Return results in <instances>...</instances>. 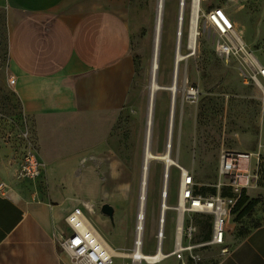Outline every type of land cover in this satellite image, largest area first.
<instances>
[{
  "label": "crops",
  "instance_id": "1",
  "mask_svg": "<svg viewBox=\"0 0 264 264\" xmlns=\"http://www.w3.org/2000/svg\"><path fill=\"white\" fill-rule=\"evenodd\" d=\"M142 11L135 0H5L9 72L16 80L11 87L25 118L34 120L33 137L45 167L36 181L18 179L23 148L0 133V183L9 189L0 188V264H72L60 241L70 232L67 218L76 210L122 255L114 264H149L131 256L139 211H130L123 223L108 217L109 225L95 212L98 202L117 201L120 206L129 200L135 180L120 154L121 132L115 123L129 114L136 82L133 42L149 29ZM67 125L81 138L65 145L55 139V131ZM261 191L248 189L247 204L258 200ZM177 208L172 210L173 247L164 249L168 211L161 249L158 221L148 231L146 221L140 252H173L183 220ZM243 208L235 211L225 237L228 251L205 259V264H264V221L235 233L247 216ZM209 234L201 240H209ZM152 238L154 247L148 241ZM156 264L180 262L171 256Z\"/></svg>",
  "mask_w": 264,
  "mask_h": 264
},
{
  "label": "rangeland",
  "instance_id": "2",
  "mask_svg": "<svg viewBox=\"0 0 264 264\" xmlns=\"http://www.w3.org/2000/svg\"><path fill=\"white\" fill-rule=\"evenodd\" d=\"M187 2L178 50L179 0H166L161 36L160 69L156 78L161 87L172 85L176 50L179 51L182 60L179 63L177 92L171 93L166 89L154 92L155 107L150 140L152 154L162 155L169 149L177 165L169 167L167 178L166 164L162 160H151L147 170L148 197L145 201L147 231L150 226L157 227V221L159 226L162 203L166 202L170 208L164 212L165 217L169 211L164 242L165 251L171 249L174 243L176 215L172 210L178 206L176 205L178 185L181 180L179 167H183L193 176L197 187L203 189L205 196H215L219 192L217 189L220 180L218 168L222 153L264 155V98L261 90L250 81L248 77L250 70L242 58H232L226 61L220 55L217 51V35L213 28L206 25L201 16L199 17L197 48L192 51L188 47L191 8L190 0ZM135 3H139L143 10L142 20L147 23L149 29L148 34L144 29L142 33L135 36L132 56L135 63L136 82L133 86L129 114L120 116L115 123V129L121 132L120 154L129 166V172L132 171L135 174V180H132L131 191H129L130 199L121 201L120 206L117 205V201H101L95 205V212L103 220L108 221V225L110 224L109 218L101 212L103 204H110L115 211L117 210L114 223L117 220L123 223L128 219L130 211L132 213L139 211V184L148 103L151 95V58L157 0H135ZM214 7L225 9L235 22L247 50L252 52L264 66V47L262 46L264 42V0L201 1L203 11ZM8 36L5 0H0V133L6 139L16 141L23 148L24 142L20 138V133L27 127L31 141L36 146L33 137L34 120L29 117L25 118L21 103L9 85L13 76L9 72ZM6 79L8 85L5 84ZM191 86L200 92L197 99L186 98L185 90ZM174 99L175 115L170 143L168 141L170 109ZM64 128L62 131L56 129L55 139L68 145L77 137V130L73 125H67ZM79 138L81 137L76 140ZM168 144L171 147L167 149ZM250 164L254 167V158L251 159ZM164 180H168L169 183V201L166 193L162 194L163 198L161 196ZM252 186L259 187L263 191L258 198V204L235 227L237 236L264 221V173L259 174L258 179L252 182ZM0 188L9 191L4 183H0ZM228 188H222L220 193L230 192ZM212 189H215V195H212ZM251 194L255 195L256 192L251 190ZM194 221L198 229L197 240L200 241L211 231V222L208 228L206 226L208 221L205 217H195ZM90 223L95 228L91 221ZM147 237H149V232H147ZM148 241L154 247L155 238ZM218 254H221L219 248L209 247L203 251L202 256L207 259Z\"/></svg>",
  "mask_w": 264,
  "mask_h": 264
},
{
  "label": "built area",
  "instance_id": "3",
  "mask_svg": "<svg viewBox=\"0 0 264 264\" xmlns=\"http://www.w3.org/2000/svg\"><path fill=\"white\" fill-rule=\"evenodd\" d=\"M188 0H179V29L181 30L184 21V9L188 6ZM202 1V0H201ZM199 9V17L203 18L206 25L214 29L217 35V51L228 61L232 58H242L250 70V81L258 87L264 98V66L258 61L252 52L247 50L246 45L238 31L235 22L222 7H214L207 11ZM195 0H190L191 14ZM201 13V15H200ZM190 14V15H191ZM180 31L178 38H180ZM264 47V42L263 45ZM15 78L9 81L10 86L15 85ZM187 99H197L200 92L192 86L185 90ZM23 140V156L17 172V178L22 180L35 181L39 179L44 171V163L40 160L38 151L31 141L27 127L20 133ZM255 159V165L250 164L251 159ZM261 154L253 155L248 153L224 152L219 159L218 174L220 177L217 186L218 194L215 196H204L195 194L197 184L193 176L179 167L181 180L178 190V213L183 217L182 222L177 227V237L175 248L170 254H163L159 260H147L137 257L133 253L134 259L144 260L149 264H156L163 259L174 256L180 264H205L203 251L209 247H219L221 254H225L228 249L225 247V237L231 232V222L235 215V207L243 192L252 187L253 180L259 177L261 164ZM246 164L245 171L241 170V164ZM228 181V183H225ZM168 180H165L164 190L169 189ZM229 187L232 196H222L221 189ZM165 191L163 192V195ZM183 203V204H182ZM210 216L211 236L207 241L196 239L198 229L195 224V216ZM164 210L161 211L160 226L158 232V249H161L164 240ZM141 222V223H140ZM146 222V210L138 214L136 225V252L140 250L143 242V234ZM70 232L64 235L60 241L62 250L68 255L72 264H114V257L110 251H106L96 230L90 227L87 218L80 211L76 210L67 218ZM139 223L141 225H139ZM132 256V254H131Z\"/></svg>",
  "mask_w": 264,
  "mask_h": 264
},
{
  "label": "bare ground",
  "instance_id": "4",
  "mask_svg": "<svg viewBox=\"0 0 264 264\" xmlns=\"http://www.w3.org/2000/svg\"><path fill=\"white\" fill-rule=\"evenodd\" d=\"M200 1L201 0H195V3L193 5V11H192V14L190 17V27H189V32H188V41H189L188 47L192 51H195L197 48V38H198V34H199L198 33V27H199V19H200L198 7H200ZM165 4H166V0H157L154 36H153V50H152V58H151V81H150L151 95H150V99H149V103H148L147 126H146L145 141H144L142 172H141V180H140V184H139L140 187H139V199H138L139 202L138 203H139V214L140 215L142 214V211L146 209L145 208L146 207L145 201H147V197H148V193H147V190H148L147 170H148V165H149L150 161L155 160V159H159V160L164 161V163L166 164V168H165L166 178L168 176L169 167L172 165H177L176 161L172 159L170 150L168 149V147L169 148L171 147L170 144H168V146H167L168 150L166 151V153H164L162 155H154L150 151V140H151V134H152L151 129H152V123H153V112H154V107H155L154 92L157 90H163V89L169 90L171 93L177 92V78L179 75V63L182 60V57L178 51L179 50V41H180L179 40L180 38H178V41H177L178 50H176V58H175V64H174V79H173L172 85L170 87H161L157 83L158 81H156V78H157L158 71L160 69L161 40H162L161 36H162V30H163V24H164L163 18H164ZM179 27H180V25H179ZM179 31H180L179 34L181 36L182 32L180 29L178 30V32ZM174 115H175V99L172 101L171 109H170V126H169L170 132H168L169 133L168 141L170 143H171V131L173 128ZM245 166H246V164L244 162H242L241 170L245 171ZM164 179H165V176H164ZM164 184H165V180H164L162 191H161L162 192L161 193L162 198H163L162 194L164 191L168 197V189L166 187V189L164 190ZM160 208H161V211L164 210V212L166 210L170 209L166 202H163ZM164 215H165V213H164ZM164 219H165V217H164ZM180 220H182V219H180ZM88 223H89L90 227L93 228V230H95V228L92 226V224L90 223L89 220H88ZM140 223H139V225H141ZM102 242L105 246L106 251L109 250L114 258H116V257L119 258L120 256H122L119 253H117L116 251H114L112 248H110V246L103 239H102ZM134 254L137 255V257H139L141 259H143V257H145L147 260H159L163 256L162 253L151 255V254H144L143 252H140V251L135 252ZM132 257H133V253H132Z\"/></svg>",
  "mask_w": 264,
  "mask_h": 264
},
{
  "label": "trees",
  "instance_id": "5",
  "mask_svg": "<svg viewBox=\"0 0 264 264\" xmlns=\"http://www.w3.org/2000/svg\"><path fill=\"white\" fill-rule=\"evenodd\" d=\"M261 160H262V161H261L260 168H259V174L264 173V155H261ZM195 194H197V195H204L205 193H203V189H202V188H198V187H196ZM215 194H216L215 189H212V195H215ZM222 194H223V196H229V197L232 196V193H231V192H223ZM204 196H205V195H204ZM248 200H249V198L246 196V192L244 191L243 194H242V196L240 197L239 201L237 202V205H236V207H235V211H236L237 209H240V208L244 207V208H243V211H242V214L244 215V214L249 213L250 211H252L253 208H254V207L257 205V203L259 202L257 199H255V200H251V201L247 204ZM206 221H208V222L206 223V226H207L208 228H210V221H211V218L208 217V218L206 219ZM208 235H210V234H208Z\"/></svg>",
  "mask_w": 264,
  "mask_h": 264
},
{
  "label": "water",
  "instance_id": "6",
  "mask_svg": "<svg viewBox=\"0 0 264 264\" xmlns=\"http://www.w3.org/2000/svg\"><path fill=\"white\" fill-rule=\"evenodd\" d=\"M101 212L106 215L107 217H109L111 220H113V216H114V209L112 206H110L109 204H104L101 207Z\"/></svg>",
  "mask_w": 264,
  "mask_h": 264
}]
</instances>
